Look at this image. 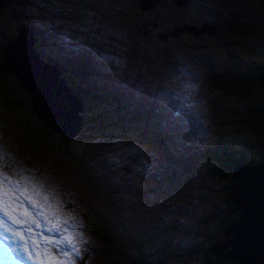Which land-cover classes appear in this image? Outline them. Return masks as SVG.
I'll return each instance as SVG.
<instances>
[{"label":"rangeland","instance_id":"1","mask_svg":"<svg viewBox=\"0 0 264 264\" xmlns=\"http://www.w3.org/2000/svg\"><path fill=\"white\" fill-rule=\"evenodd\" d=\"M132 1L137 0H123L124 4L121 0H109L112 2L110 23L107 22L109 25L102 23L103 13L100 12L103 10V0H7L4 5L0 6V47L6 39L13 37L7 38L12 35L10 33H15L16 29L18 32L20 31V23H23V20L31 30L37 28L44 30L45 44L38 46L41 55L37 54L48 61L47 69L56 76L53 85L58 86V93L66 96L69 103L71 102V111L68 112V117L73 120V123L71 125L65 121V117H67L65 113L59 115L58 119H52L51 116L56 115L57 109L55 103H52L49 98L51 95L49 88L45 86L38 88L35 94V104L37 102L39 108L44 109L41 112L55 125L67 129L70 136L75 135L79 129L80 133L81 128H84L80 138L92 139V141L99 139L101 143L104 141L108 147L103 152L102 150L95 152L96 161L99 160V163L91 167L90 171L80 173L81 182L76 181L79 174L69 179L62 177L61 175L68 171L59 162L55 166L60 175L50 168V178L42 177L38 175L35 168L24 165L25 158L22 155L20 156V165L12 163L13 148L12 146L5 147V143L10 141L13 130L18 129L25 132V127L29 122L34 119L37 122V120L28 108L27 98L18 88L13 71H6L0 66V78L6 77L0 81V197L7 190L10 196L20 197V200L28 197L26 206L34 214L41 210L45 211L48 221L44 217L37 216L40 226L31 225L34 230L32 236L40 243V248L37 250L46 249L56 260L71 259L72 264H80L81 261L82 264H105V256L99 250L100 243L85 226V222H94L109 226L115 231V242L107 249L112 255L108 256L107 264H113V262H116L115 264H132L134 257L137 258L136 262L141 264H201L203 255L194 253L195 250L189 252L186 243L188 240H193L196 250H202L204 245L208 246V243L217 235L215 229L217 215L226 207V201L219 189L222 182L206 177L204 162L201 161L203 149L208 150L213 146L208 122L226 120V117L222 115V106H241L244 99L241 96L222 94L221 90L212 87V84H206L207 80H197L195 75L200 74L201 77H205L204 69L209 70L210 76L219 75L222 72L219 67L224 66L227 60L236 61L239 56L248 60L249 56L253 54V49H257L263 54L264 0H191L189 6H184V4L190 0H152L154 5L150 13L141 12ZM14 4L18 6L14 7ZM178 4L183 5L178 6ZM7 5H10V11L13 9L12 12L8 13L5 10ZM144 5L145 7L141 8H148L152 4ZM84 7L92 9L89 18L90 20L94 19L92 27L87 26L80 15ZM61 14L67 16H61ZM192 14L197 15L194 17L195 20L200 16L201 19L210 21L214 25H196L195 28L186 26H193L188 20L193 16ZM144 18L154 20V23L146 24L149 26V33L146 35L134 33L132 28ZM245 21L254 26V29L245 36L246 41L249 40L247 53L241 47H237L233 41L240 38L233 33L234 28ZM54 25L56 28L52 31L49 30ZM222 26L223 29L229 31V34L220 30ZM170 28L172 29L169 30ZM72 29L97 31L103 38L110 41L112 43L109 50L111 60L121 67L127 53L144 69L152 73H157L164 65L167 68L169 80L163 76H152L153 81L149 87L155 92L160 88L173 86L177 82L173 79L174 75L180 74V69H182L183 75L195 87L205 88L204 91L199 90V102L197 101L198 97H194V101H188L190 103L184 99L179 100L174 102L175 108L171 109L169 113H166L161 107L152 108L154 114L156 113L154 122L157 123L154 129L160 133L155 136L151 128H146L145 134H143V129L140 130L142 139H150L148 142L140 140L138 143L124 146L123 138L125 137L123 136L111 132H105L103 138L91 135V132L85 130L87 126L83 123L84 118L89 119L92 113L90 111L92 102H80L72 94L70 97L60 84V82L68 83L64 74L66 71L63 68L69 62H74V69L79 70L81 68L79 62L82 65H88L87 59L72 41ZM197 29H202V31L195 32ZM180 30H186L192 34L202 32L214 35L188 36L184 33L175 35ZM47 31L48 36L46 35ZM168 35L169 37L163 39ZM142 36H147V38L144 39ZM257 37L259 38L257 39ZM37 43L39 41H36V46ZM14 45L20 50H26L28 47L26 40L23 42L17 40ZM70 47L73 50L72 58H69ZM165 57H170V64L167 61L161 64ZM92 63L100 65L97 62ZM215 64L217 67L214 66ZM142 67H139L138 71L134 73V76L140 80L144 77ZM71 71L70 69L69 73ZM42 74L44 79L49 78V74ZM97 78V83L104 89H109L117 96L122 93V97H125L123 92L117 91L111 85L104 87L101 83L102 75ZM6 83L10 86L7 88V92L6 89L3 91L7 87ZM107 83L109 84V80ZM253 87L254 90H257V87ZM12 95L17 99H23L24 107L19 117L18 115L10 117L9 115L14 113V109L10 108V103L5 104V99ZM55 97L58 99L61 96ZM251 97L256 98L253 93ZM198 104L203 109L201 114L196 109ZM209 104L211 108H209ZM46 105L52 109L48 110ZM124 105L131 109L129 104L124 103ZM149 105L150 103H146L144 107L149 108ZM61 109L66 110L64 107ZM102 111L104 108L101 107L100 112ZM181 116L185 118L183 122L180 120ZM80 118L82 124L78 128ZM137 118L139 120L143 118L141 111ZM201 120L206 121L202 136H206L207 144L202 147H198L196 144L192 149V152H199L200 169L195 176L186 177L183 174L188 171V167L184 165L183 154L188 152L187 143L193 142L195 137H192L193 130H182V128L187 126L190 121ZM9 121H12V128L7 129ZM88 123L91 124V122ZM55 127L58 128V126ZM125 128L128 132L126 134H129V127L125 125ZM226 132L227 136L221 137V141H231L230 139L233 138V130L228 129ZM133 133L135 132L131 134ZM190 135L191 137H189ZM187 137L189 138L186 139ZM233 143H236L239 148L242 147V144L237 141ZM199 144L202 145L203 141ZM71 147L74 149L73 145H69L70 150ZM27 150L29 153L32 152L30 147H27ZM44 150L48 151V149L37 146L34 152L44 155ZM247 151L246 145L243 147V154L246 155V164L250 165L252 163L247 158ZM50 156L52 157L51 154ZM236 162L244 163L241 159ZM192 163L189 161V164ZM124 164H128L132 168L124 171ZM96 170L98 171L95 172ZM122 171L129 177L128 183L121 179ZM134 172L144 174L146 177H150V180L148 178L132 179ZM5 180L8 183H5ZM155 181L158 184L156 186L153 185ZM72 182L74 185H69ZM149 187H153V190L146 191L148 200L143 201L141 205L138 200L128 203L133 196L143 195L145 189ZM236 189L237 187H233L231 191ZM21 193L24 195L21 196ZM63 196L79 198L70 202L74 209L65 206ZM117 196H120L121 199L117 200ZM45 198L47 199L45 200ZM34 200L36 206L32 204ZM231 203L234 205V202L231 201ZM129 207L131 210L127 212ZM0 215L3 213L0 212ZM186 221L202 222L207 228V234L194 236L193 231L187 230ZM8 222L11 223V221ZM14 227L22 228L23 226L14 225ZM2 231L0 230V232ZM124 231L128 235H132L135 245L138 242L142 246L135 248L134 245L131 246L133 249L124 247L122 250L119 237H124ZM11 235V233H7L8 239H4L0 235V248L3 254L6 245L23 243L19 237L12 239ZM73 248L76 249L75 252ZM64 252H68L69 256L64 257L62 255ZM23 255L25 258L20 260L8 258L5 254L4 257L14 264H35V261L36 264H39V261L27 258V253H23ZM148 257H154L155 260L150 263Z\"/></svg>","mask_w":264,"mask_h":264},{"label":"trees","instance_id":"2","mask_svg":"<svg viewBox=\"0 0 264 264\" xmlns=\"http://www.w3.org/2000/svg\"><path fill=\"white\" fill-rule=\"evenodd\" d=\"M246 1V0H244ZM136 4V1H132ZM7 4V3H6ZM10 5H7L5 10L10 13ZM18 6L14 4V7ZM61 16H67L61 14ZM247 23V21H245ZM241 23L236 28H234L233 33L238 35L240 38L235 41L237 47H241L247 53V44L245 36L247 33L254 29V26H251L249 23ZM21 27H25L27 30H30L33 34V38L29 44H27L26 50H19L16 47L15 42L17 41L18 31L16 29L15 34L11 39H13L8 48V56L4 58L1 52V60L0 66L7 70L13 71L15 73L16 83L18 88L21 90L23 95L27 98L28 108L32 114L36 117L37 122L32 120L25 127V132L22 130L15 129L13 130V134H11L10 141L6 142V146H12L13 152L11 153L13 159H11L12 163H16L20 165V156H24L26 166H30L36 169L38 175L42 177L50 178V168L56 171L55 164L59 162L61 166L67 169V173L61 175L62 177L69 179L74 176H78L77 182H81V172L85 173L90 171L91 167H93L96 163V155L95 152L98 150L105 151L107 149L106 145H101V141L86 138H80L82 135V131L84 128H81V132L75 134L73 136L68 137L64 133L57 132L55 126L50 123L41 112L35 106V97L31 92L30 88L26 85L25 80L20 75L21 67L19 61L16 59V55L18 52H21L25 62L32 70H38L42 73L49 74V78L45 80L53 84L54 78L56 76L52 75L48 71V61L46 58L41 57V50H39L38 46L45 44L44 38V30L37 28L36 30H31L28 24L20 23ZM226 34H229V31L220 29ZM135 32V30H132ZM39 32V33H38ZM97 32V31H96ZM259 37H257L258 39ZM10 39V40H11ZM36 41H39L36 46ZM8 40L6 39L4 43L1 44V50L6 45ZM16 53V54H15ZM39 55H38V54ZM248 55V54H247ZM264 51L263 54L259 52L257 49H253V54L249 56V59L245 58L237 59L236 62L232 59L231 63L229 62V66L220 73L219 75L209 76V79L206 77H201V80H207L206 84L211 85L212 87L221 90L222 94L226 95H234L241 96L244 99V103L241 106H222V115L226 117V120H220L217 122H209L211 127V131L216 134L217 141L213 143L211 148L203 149L202 151V162H204V169L206 177H210L217 182H222V186L219 189L222 191L223 197L226 201L225 209L217 215L218 219L215 229L217 230V236L208 243V246L213 244L215 240L222 239L226 235L223 234V230L230 223V221L237 220L238 215L240 214L239 210L234 208L233 203L229 200L231 185L235 182L230 177L231 165L237 160L241 159L244 163L246 162V155L243 154V147L247 145V142H251L258 151L259 155L255 156V160L252 164L261 161L264 159V83L259 79L258 72L264 69ZM163 61H167L169 64L171 62L170 57H165ZM88 65H82L79 62V66H81L80 70L75 68L74 65L68 64L64 66L63 70L66 71L65 78H67V84L64 82H60L61 86L68 94H72L77 97L80 102H92V112L89 116V119L84 118V125L87 126L85 128L86 131L91 132V135H98L100 138H103L105 132H111L120 136H123V145H130L132 143H138L140 140L144 142H148L150 139H142L140 130L143 129V134L147 132L146 121L147 118L144 114L148 111H141L143 114V118L139 120L137 115H139V111L136 109H128L122 104L118 102V97L116 94L112 93L109 89H104L100 84L97 83V76L106 77V75L96 66H92L89 61ZM74 63V62H71ZM4 65V66H3ZM18 65V66H17ZM57 68V67H56ZM18 69V70H17ZM58 69V68H57ZM72 70L69 73V70ZM82 70V71H81ZM69 73V75H67ZM6 77H1L0 81L4 80ZM28 77H26L27 79ZM251 82V83H247ZM7 85V83H6ZM103 85V84H102ZM257 87V90H254V87ZM107 87L106 85H103ZM249 86V88H247ZM10 86L7 85L3 89V91ZM256 96V98H252V93ZM242 99V101H243ZM10 103L12 109H14V113L9 115L10 117H15V115H19L23 111L24 103L23 99H17L14 95L12 97L5 99V104ZM78 104V102H77ZM90 105V104H89ZM48 110L52 109V107L46 105ZM104 108V111L100 112V108ZM220 109V108H219ZM219 111V110H218ZM145 112V113H144ZM54 113L52 112V115ZM80 115V114H79ZM59 115H56L55 118L58 119ZM77 116V115H76ZM80 117V116H77ZM6 127L12 128V121H9ZM88 122H91L89 124ZM125 125L129 127L130 133H128ZM152 129V128H151ZM233 130V138L231 141H220V137L227 136L226 130ZM132 132H135L131 134ZM125 139V140H124ZM40 141V142H39ZM237 141L242 144V147L239 148L236 143ZM39 142V143H38ZM69 145H73L77 148V151L74 152V149L71 147V151L69 149ZM37 146H41L42 148L48 149V151L44 150V155L41 153H35L34 150ZM54 146V147H53ZM27 147H30L32 152L29 153ZM46 152V153H45ZM48 152V153H47ZM52 155V157L50 156ZM186 166V164H184ZM249 165V164H248ZM82 173V174H83ZM193 173L187 171L184 173L186 177H191ZM60 175V174H59ZM144 177V176H143ZM150 178V177H145ZM68 185V183H67ZM69 185L73 186L74 183H70ZM64 204L67 208L74 209L73 205L70 202L78 200L79 198H69L63 196ZM224 201V200H223ZM224 201V203H225ZM85 226L88 227V232L92 234V236L100 243L99 250L105 256V264L109 261L108 256L111 255L107 250L111 244L115 242V231L111 229L109 226L101 225L100 223L94 222H85ZM193 230L200 229L201 231L207 234V228L202 223H196ZM119 237V236H118ZM120 247L124 250V247H128L133 249L129 242L135 241L132 235L130 234L127 238H120ZM142 245L139 244L138 247ZM206 246V247H208ZM205 247V245H204ZM203 250V248H202ZM211 250V249H210ZM201 250H195L194 253H201ZM225 252V251H224ZM203 255L201 259V264H207V261L211 259L212 255ZM212 254H217L213 253ZM224 254V253H223ZM222 256H213L215 263L221 264H249V263H236L235 261L224 258ZM140 255V254H138ZM112 256V255H111ZM137 258L134 257V262L132 264H141L136 262ZM116 262H113L115 264ZM172 264V263H169Z\"/></svg>","mask_w":264,"mask_h":264},{"label":"water","instance_id":"3","mask_svg":"<svg viewBox=\"0 0 264 264\" xmlns=\"http://www.w3.org/2000/svg\"><path fill=\"white\" fill-rule=\"evenodd\" d=\"M144 1L147 6L152 4V0H140V2ZM5 2L7 0H0V6ZM209 30L211 31V29ZM199 31L202 29H197L195 32ZM19 33L21 35L18 42H22L24 35L27 44H29L31 40L29 31L25 27H21ZM13 39H8L1 50L3 63L5 53L8 56L9 44ZM258 77L264 83V69L258 72ZM262 109L264 110V107ZM81 124L82 119L80 118L77 127L79 128ZM56 129L57 132L70 137L67 131L61 128ZM230 177L235 181L231 188L237 187V189L230 192L229 200L234 202V207L240 210V214L237 220L230 221L222 231L223 234L229 236L211 244L206 249H211L213 253L225 249L223 257L236 263L264 264V159L250 165L234 162L230 170Z\"/></svg>","mask_w":264,"mask_h":264},{"label":"snow or ice","instance_id":"4","mask_svg":"<svg viewBox=\"0 0 264 264\" xmlns=\"http://www.w3.org/2000/svg\"><path fill=\"white\" fill-rule=\"evenodd\" d=\"M5 183H8L5 180ZM24 194L21 193V196ZM47 198H45L46 200ZM28 197H25L24 200H20V197H12L9 195L8 191L5 190L3 196L0 197V212L3 215H0V235L4 239H8L7 233H11V238L15 239L19 237L22 244L6 245L5 246V255L8 258L15 259H24L23 253H27V258L32 260L39 261V264H72L71 259L68 260H56L52 257L47 250H37L40 248V243L33 239L32 233L33 228L32 224H35L37 227L40 226V223L37 219V216L44 217L48 221V216L44 210H41L37 213L30 211L29 207L26 206V201ZM33 206H36V201H32ZM8 221H11L9 223ZM14 225L23 226L14 227ZM55 227V225H53ZM75 252L76 249L73 248ZM64 257H68L69 253L64 252L62 254Z\"/></svg>","mask_w":264,"mask_h":264},{"label":"flooded vegetation","instance_id":"5","mask_svg":"<svg viewBox=\"0 0 264 264\" xmlns=\"http://www.w3.org/2000/svg\"><path fill=\"white\" fill-rule=\"evenodd\" d=\"M122 1V4H124L123 3V0H121ZM111 3L112 2H109V0H103V10L100 12V13H103V20H102V23H103V25H109L108 23H110L109 21H110V19H111ZM144 4H147L145 1L144 2H140V0H139V2H138V6L139 7H145V5ZM191 4V0L189 1V2H186L185 4H184V6H189ZM147 6V5H146ZM89 8L88 7H84L83 8V12H81L80 13V15H81V17L83 18V21L86 23V25L87 26H89V27H92L93 26V21H94V19H92V20H90L89 19ZM141 12H147V13H150L151 12V10H149V11H141ZM193 16L190 18V19H188L190 22H191V25H193V26H190V25H186V26H189V27H191V28H195L194 26H200V25H202L203 23H207V24H211V25H214V23H211L210 21H207V20H203V19H201V17L199 16L198 18H196L197 20H195V18L194 17H197V15H195V14H192ZM148 16H149V14H148ZM199 19H201V21H199ZM204 19H206L205 17H204ZM218 21V20H217ZM216 21V22H217ZM108 22V23H107ZM147 23H154V20L153 19H150V18H144V20L143 21H141L137 26H135L134 28H132V30H135V32L134 33H136V34H139V33H141L142 35H146V34H148L149 33V26H146V24ZM223 27V26H222ZM221 27V28H222ZM172 28H170L169 30H171ZM71 31H73V29L71 30ZM167 31V30H166ZM10 34H12V35H9L7 38H10V37H12L15 33H10ZM165 34V33H164ZM184 34H186V35H191V36H198V35H204V34H207V33H202V34H192V33H190V32H184ZM208 36H212V35H214V34H207ZM142 38H144V39H146L147 38V36H142ZM73 56H72V50L70 49V58H72ZM237 59H241V57L239 56ZM236 59V60H237ZM231 63V61L230 60H227L226 62H225V65L224 66H220L219 68H220V70L223 72V71H225V69L229 66V64L228 63ZM236 62V61H235ZM70 64H72V65H74L75 66V63H71V62H69ZM214 66H216L217 67V64H215ZM204 71H205V73H206V78L207 79H209V76H210V73H209V70L208 69H204ZM222 72H220V73H222ZM212 76V75H211ZM210 76V77H211ZM209 108H211V105H210V107ZM220 141H221V137H220ZM247 147H248V151H247V158H249V162H253L254 160H255V156H257V155H259V151H258V149L254 146V145H252L251 144V142H247ZM203 156V155H202ZM198 157H200L199 155H198ZM199 160H200V158H199ZM202 161V160H201ZM184 164H186V163H184ZM186 166L188 167V171H190V172H192L193 174L191 175V177H193V176H195L196 174H197V172L199 171H197L196 172V174L194 173V171L192 170V169H190V166L188 165V164H186ZM200 169V168H199ZM225 234V233H224ZM206 235V234H205ZM204 235V236H205ZM218 235V234H217ZM216 235V236H217ZM226 236L225 237H227V236H229L228 234H225ZM212 236H213V234H212ZM216 236H214L215 237V239H217L216 238ZM213 237V238H214ZM224 237V238H225ZM224 238H222V239H218V240H215L213 243H215V242H217V241H220V240H223ZM135 241H130L129 242V244H130V246H134L135 244ZM137 244L134 246L135 248H137L138 246H139V243L138 242H136ZM210 243V242H209ZM207 247L205 246V247H203V250H201L200 252L201 253H203L204 255H209V254H211L212 255V257H211V259H209L208 261H207V264H215V260H214V258H213V256H222V254L224 253V251H225V249H223V250H220L217 254H212V251L210 250V249H206ZM189 250V252L191 251V250H196V248H195V246H193L191 249H188ZM148 260H149V262L150 263H152L155 259H154V257H148Z\"/></svg>","mask_w":264,"mask_h":264},{"label":"bare ground","instance_id":"6","mask_svg":"<svg viewBox=\"0 0 264 264\" xmlns=\"http://www.w3.org/2000/svg\"><path fill=\"white\" fill-rule=\"evenodd\" d=\"M185 3V2H184ZM183 3V4H184ZM136 4H137V8H139V10H141V11H149V10H152V7H153V5H154V1L152 2V5L150 6V7H148V8H141V7H139L138 6V0L136 1ZM183 4H178V6H180V5H183ZM177 5V4H176ZM89 8V16L91 17V13H92V9L90 8V7H88ZM81 12H83V10H81ZM80 12V13H81ZM89 17V18H90ZM207 23L205 22V23H203L202 25H206ZM202 25H200V26H202ZM209 25H211V24H209ZM184 32H189V31H186V30H180V31H177L176 33H175V35L176 34H182V33H184ZM190 33H192V32H190ZM193 34H202V32L201 33H193ZM167 37H169V35L168 36H165L163 39H165V38H167ZM160 39V38H159ZM9 53V52H8ZM16 54V53H15ZM16 58H17V60L19 61V63H20V67H21V71H20V75H21V77L23 78V80H25V83H26V85L30 88V90H31V92L33 93V95H34V97H35V94H36V91H37V89L38 88H40V87H47V88H49V91H50V100H51V102L52 103H55V105H56V109H57V113H56V115H63V113H65L66 115H67V117H65L66 119H65V121L66 122H68L69 124H71L72 125V123H73V120H71L69 117H68V112H70L71 111V102L69 103V101H68V98L66 97V96H63V95H61V94H59L58 93V91H57V88H58V86H55V85H53V84H51L50 82H48V81H46L45 79H44V76H43V74L41 73V72H39V71H37V70H32L31 68H30V66H28L27 64H26V62H25V59H24V57H23V55H22V53L21 52H18L17 53V55H16ZM4 66V65H3ZM18 66V65H17ZM23 69V70H22ZM18 70V69H17ZM15 74V73H14ZM26 77H28L27 79H26ZM55 84V83H54ZM66 93H67V91H66ZM68 94V93H67ZM70 97H72L70 94H68ZM55 96H61V97H59L58 99L55 97ZM69 104V105H68ZM35 106L37 107V109L41 112V111H43L44 109H42V108H39V106H38V104H37V102H36V104H35ZM198 107L196 108L197 109V112L199 113V114H201V112L203 111V109L199 106V104L197 105ZM62 107H64L66 110H62L61 108ZM41 114H43L44 115V113L43 112H41ZM55 115V116H56ZM45 116V115H44ZM55 116H51L52 117V119L53 118H55ZM48 120H50L48 117H46ZM50 123L52 124V125H54V126H58V128H61V129H63V130H65V131H67V132H69L67 129H65L64 127H61V126H59V125H55L54 123H52L51 122V120H50ZM36 189V188H35ZM34 189V190H35ZM239 189V188H238ZM15 193V192H14ZM33 194V193H32ZM33 196V195H32ZM37 200V199H36ZM43 200V199H42ZM35 201V200H34ZM41 203V202H40ZM28 204V203H27ZM44 207V206H43ZM42 221V220H41ZM44 221V220H43ZM45 226V225H44ZM50 228V227H49ZM52 228V227H51ZM34 231V230H33ZM58 233V232H57ZM35 234V233H34ZM60 234V233H59ZM3 238V237H2ZM47 238V237H46ZM49 239V238H48ZM1 247V246H0ZM43 250V249H42ZM4 254H5V252H4ZM4 254H3V252H2V250H1V248H0V264H14L13 262H11L8 258L6 259L5 257H4ZM60 254V253H59ZM20 260V259H19ZM28 263V262H27ZM18 264V263H17ZM35 264H36V261H35ZM38 264V263H37Z\"/></svg>","mask_w":264,"mask_h":264},{"label":"clouds","instance_id":"7","mask_svg":"<svg viewBox=\"0 0 264 264\" xmlns=\"http://www.w3.org/2000/svg\"><path fill=\"white\" fill-rule=\"evenodd\" d=\"M29 31V34L31 35V37L33 38V34H32V32H30V30H28ZM82 31H84V32H86L87 33V35L88 34H90V35H93V34H96L94 37H92V40L94 41V42H96L97 44H99L100 46H103V45H107L110 41H108L107 39H105V38H103L99 33H97V32H95V31H87V30H82ZM20 33H19V35H17L16 37H17V40H18V38L20 37ZM44 39V38H43ZM24 40H26L25 39V37H24V35H23V40H22V42L24 41ZM72 50V48L70 47L69 48V50ZM20 50V49H19ZM73 51V50H72ZM69 58H70V56H69ZM17 59V58H16ZM96 77H101V76H97L96 75ZM105 79H104V77H102L101 78V83L103 84V85H106L107 86V84H106V82L104 81ZM81 117V116H80ZM79 131H80V129L77 131V133L76 134H78L79 133ZM101 145H106V147H107V144L104 142L103 144H101ZM108 148V147H107ZM102 150V149H101ZM77 151V148L74 146V152H76ZM102 152H103V150H102ZM106 166V165H105ZM98 170H96L95 172H97ZM121 179L123 180V173L121 174ZM154 185V184H153ZM155 186V185H154ZM150 189H152L153 190V187H150ZM137 197H140V198H137ZM121 199V197L120 196H117V200H120ZM133 200H138L139 201V203H140V205L143 203V201H145V200H148L147 198H146V189H145V192L143 193V195H141V196H136V197H132L131 199H130V201L128 202V203H130V202H132ZM131 209H130V207H129V210L127 211V212H129ZM186 223H191V224H193V225H195L196 223L195 222H191V221H186ZM193 233L195 234L194 236H197V235H200V236H204L206 233H204L203 231H201L200 229H195V230H193ZM204 233V234H203ZM203 234V235H202ZM129 235L124 231V238H127ZM187 244V249H191L193 246H195V242L192 240V241H190L189 243H186ZM80 264H82V261H81V263Z\"/></svg>","mask_w":264,"mask_h":264},{"label":"built area","instance_id":"8","mask_svg":"<svg viewBox=\"0 0 264 264\" xmlns=\"http://www.w3.org/2000/svg\"><path fill=\"white\" fill-rule=\"evenodd\" d=\"M186 227H187V230L188 231H193L192 227H194V225L191 224V223H186ZM190 241H192V240H188L187 243H189Z\"/></svg>","mask_w":264,"mask_h":264}]
</instances>
